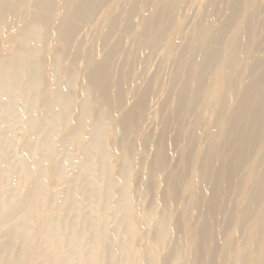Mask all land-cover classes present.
I'll return each mask as SVG.
<instances>
[{"label": "rangeland", "instance_id": "374dc122", "mask_svg": "<svg viewBox=\"0 0 264 264\" xmlns=\"http://www.w3.org/2000/svg\"><path fill=\"white\" fill-rule=\"evenodd\" d=\"M233 1H218L213 18L216 22ZM199 2L195 0L186 9L190 34H194L199 20ZM241 2L251 13L253 27L240 43L237 55L243 54L244 46H250V60L259 58L261 62L254 69L256 75L264 70V0ZM137 19L135 16V23ZM17 25L14 12L0 11L2 79L13 49L20 57L33 55L32 43L24 45L10 35ZM93 34V22L80 25L73 44L81 46V53L72 68H66L76 46L64 60L60 52L52 64L51 83L40 73L35 75L33 58L20 57L12 68L15 79L3 80L5 87L0 83V264H95L98 255L99 264H234L222 254L233 227L228 217L242 192L236 182L243 179L245 166L233 177V185L223 197H217V206L209 207L207 196L193 205L194 195L185 186L190 172L199 166L195 147L210 142L211 134L204 127L194 145H186L185 128L197 112L191 109L186 118L172 113L177 57L166 58L161 48H156L147 59L137 60L129 48L133 44L130 36L121 44L131 51L126 59L118 51L108 66L107 74L112 73L109 89L115 91L119 80L126 106L152 81L146 111L142 118L137 117L134 129L131 125L122 129L114 120L115 124L105 126L98 144L89 141L98 93L85 91V52L92 46ZM54 41L41 40L37 54L59 50ZM23 70L26 74L21 78ZM49 91L48 100L42 104V97ZM84 100L93 106L86 114H82ZM161 130L165 161L160 168L154 152ZM215 168L214 163L209 173L213 175ZM32 182L30 210L18 215L19 204L1 207L3 202L23 197ZM210 185L208 181L207 187ZM180 209H191V215L181 217ZM188 226L195 227L194 246L189 244ZM245 227L233 239L231 251L245 248L251 229ZM258 243L257 238L256 247ZM239 258L235 264L244 263Z\"/></svg>", "mask_w": 264, "mask_h": 264}, {"label": "bare ground", "instance_id": "6f19581e", "mask_svg": "<svg viewBox=\"0 0 264 264\" xmlns=\"http://www.w3.org/2000/svg\"><path fill=\"white\" fill-rule=\"evenodd\" d=\"M199 1L201 5L196 8L199 20L194 34H190L186 27L190 19L186 9L195 0H0V11L7 9L17 15V28L10 35L24 45L33 44V55L29 53L20 57L18 50L10 52V66L7 65L0 83L5 87L3 80L15 79L12 68L16 67L14 64L19 57L34 60L35 75L40 73L51 83L52 64L60 56L59 53L62 52V60L67 58L68 51L76 46L73 42L80 25L93 22V43L85 52L88 60L85 91L98 93L96 117L88 136L91 138L89 141L96 145L105 126L115 124L114 120L122 129L128 125L134 129L137 117L144 115L151 95L152 81L144 85L137 98L125 106L124 90L119 80L115 91L109 89L112 73L107 74V69L113 55L122 51L123 57H127L131 52L121 45L125 37L132 38L133 44L129 48L134 50L137 60L147 59L156 48H161L166 58L175 55L177 71L172 83V87L176 88L172 96V113L184 118L193 108L197 112L192 124L185 128L188 135L186 145L192 147L204 127L211 134L210 142L195 147L199 166L190 172V180L185 187L194 195L193 205L202 196H207L208 206H217V197L231 188L233 177L245 166L243 179L236 182L242 192L239 204L228 217L233 227L225 241L227 249L222 257H230L234 264L239 257L244 260L243 264H264V70H256V75H253L255 67L261 62L259 58L250 60V46H244L243 54L237 55L242 48L240 43L253 27H250L252 17L245 3L234 0L225 16L216 22L213 18L220 0ZM98 13L100 15L96 17ZM135 16L138 18L136 23ZM47 38H54V45L60 49L55 52L43 50L41 55L37 54L41 40ZM72 52V58L63 64L66 68H72L81 53V46L77 45ZM25 74V70L21 71L20 77ZM49 96L50 91L42 97V104ZM82 106V114L93 108L87 100ZM161 133L162 130L154 152L160 168L165 161ZM214 163L216 168L212 175L209 167ZM208 181L210 187H207ZM33 186L34 182L23 197L10 203L3 202L1 207L19 204L18 215L30 210ZM179 211L183 218L191 215V209ZM243 226L251 227L250 238L245 242V248L231 251L233 239ZM194 228L188 226L185 229L190 235L191 246L195 245L192 236ZM257 238L259 243L256 247ZM99 263L98 255L95 264Z\"/></svg>", "mask_w": 264, "mask_h": 264}]
</instances>
